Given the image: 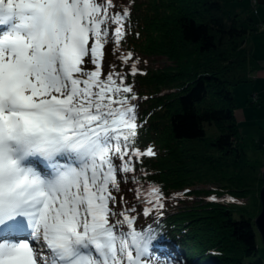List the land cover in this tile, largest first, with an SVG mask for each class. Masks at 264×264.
Returning <instances> with one entry per match:
<instances>
[{
	"label": "snow or ice",
	"instance_id": "6c2138e0",
	"mask_svg": "<svg viewBox=\"0 0 264 264\" xmlns=\"http://www.w3.org/2000/svg\"><path fill=\"white\" fill-rule=\"evenodd\" d=\"M135 3L0 0V264H181L161 218L182 194L139 142Z\"/></svg>",
	"mask_w": 264,
	"mask_h": 264
},
{
	"label": "trees",
	"instance_id": "16d2710c",
	"mask_svg": "<svg viewBox=\"0 0 264 264\" xmlns=\"http://www.w3.org/2000/svg\"><path fill=\"white\" fill-rule=\"evenodd\" d=\"M132 20L125 47L148 61L135 89L149 98L142 114L152 113L139 142L158 152L144 167L165 194L186 191L166 201L163 248L181 264H264L255 225L264 162L251 163L247 150L258 147L243 140L234 95L263 69L252 16L232 15L223 0H136Z\"/></svg>",
	"mask_w": 264,
	"mask_h": 264
},
{
	"label": "rangeland",
	"instance_id": "374dc122",
	"mask_svg": "<svg viewBox=\"0 0 264 264\" xmlns=\"http://www.w3.org/2000/svg\"><path fill=\"white\" fill-rule=\"evenodd\" d=\"M253 1L223 0L232 15L239 14L244 20L249 13L255 23L256 32L250 43L263 69L250 75L252 81L235 87L234 95L237 106L236 118L243 140L248 144L254 142L258 147V150H247L248 156L252 164L261 166L264 162V152L261 150L264 144V27L259 24L264 21V5L257 3L254 6Z\"/></svg>",
	"mask_w": 264,
	"mask_h": 264
},
{
	"label": "water",
	"instance_id": "95a60500",
	"mask_svg": "<svg viewBox=\"0 0 264 264\" xmlns=\"http://www.w3.org/2000/svg\"><path fill=\"white\" fill-rule=\"evenodd\" d=\"M258 3L264 5V0H258ZM262 188L260 190V204H261V212L258 217L255 219V225L257 227L258 233L260 235L262 244L264 246V171L262 173Z\"/></svg>",
	"mask_w": 264,
	"mask_h": 264
},
{
	"label": "bare ground",
	"instance_id": "6f19581e",
	"mask_svg": "<svg viewBox=\"0 0 264 264\" xmlns=\"http://www.w3.org/2000/svg\"><path fill=\"white\" fill-rule=\"evenodd\" d=\"M258 3V0H254L253 1V5L255 6ZM259 4V3H258ZM256 97V96H255ZM261 150L264 152V148L263 146H261ZM263 173V172H262Z\"/></svg>",
	"mask_w": 264,
	"mask_h": 264
},
{
	"label": "built area",
	"instance_id": "2783aa9c",
	"mask_svg": "<svg viewBox=\"0 0 264 264\" xmlns=\"http://www.w3.org/2000/svg\"><path fill=\"white\" fill-rule=\"evenodd\" d=\"M260 25L264 27V21L261 22V23L259 24V26H260ZM262 146H263V148H264V144H263Z\"/></svg>",
	"mask_w": 264,
	"mask_h": 264
}]
</instances>
